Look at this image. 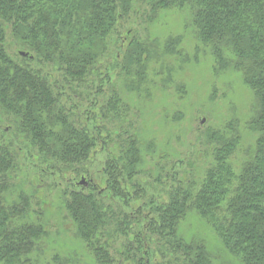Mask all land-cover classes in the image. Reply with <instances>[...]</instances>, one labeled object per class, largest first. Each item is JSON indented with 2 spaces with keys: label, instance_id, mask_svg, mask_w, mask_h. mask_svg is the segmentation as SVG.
Segmentation results:
<instances>
[{
  "label": "trees",
  "instance_id": "trees-1",
  "mask_svg": "<svg viewBox=\"0 0 264 264\" xmlns=\"http://www.w3.org/2000/svg\"><path fill=\"white\" fill-rule=\"evenodd\" d=\"M171 10L187 12L184 29L196 51L202 48L210 57L213 72L241 75L252 93L250 115L211 132V163L199 179L183 177L166 199H147L138 181L143 150L135 131L122 128L126 105L112 92L101 110L104 118L123 119L119 154L107 156L104 188H95L87 172L76 169L97 147L105 150L112 137L92 126L91 117L75 120L70 96L84 98L80 91L94 87L96 74L98 84L106 79L98 71L100 61L122 22L137 13L152 22ZM181 38H168L160 53L152 41L129 40L120 67L128 89H135L156 56L180 54ZM0 116L11 124L0 135V264H42L31 255L48 228L42 204L17 189L22 151H34L51 175L71 169L80 174V188L65 195L64 208L98 264L116 262L111 250L117 233L126 239L116 252L121 264H215L204 241L183 236L189 215L238 264H264V0H0ZM243 129L255 140L236 166L232 159L241 151Z\"/></svg>",
  "mask_w": 264,
  "mask_h": 264
},
{
  "label": "rangeland",
  "instance_id": "rangeland-1",
  "mask_svg": "<svg viewBox=\"0 0 264 264\" xmlns=\"http://www.w3.org/2000/svg\"><path fill=\"white\" fill-rule=\"evenodd\" d=\"M187 18L184 10L161 12L152 22L146 21L138 13L132 14L120 24L117 36L111 39L109 53L100 61L98 71L105 74L106 79H100L98 84L100 77L96 74L92 78L94 87L80 91L84 98L70 96L68 105L75 111V120L91 117L92 126H101L112 137V142L105 150L97 147L90 161L76 169L79 173L85 170L88 175L86 178L92 180L95 188H104L103 165L107 156L111 154L118 157L117 135L123 119L122 128L135 131L143 150L144 164L138 181L145 186L146 198L162 201L176 182L183 180V177L199 179L211 163L207 152L211 147L209 135L213 130H221L234 118L244 122L250 115L252 93L243 84L241 75L231 71L219 74L213 72L210 57L202 48L196 51L190 32L184 29ZM180 36L182 40L177 48L180 54L156 56L148 63L135 89H128L120 69L128 41H152L160 53L168 38ZM9 53L16 56V50L9 49ZM112 92L126 105L127 114L123 119H113L111 115L103 117L101 108H104L101 104ZM87 94L90 95L89 100ZM90 99L95 103L90 104ZM0 120L1 135L2 130L11 124L4 121L3 116ZM240 135L242 148L232 159L236 166L242 159V150L252 146L255 140L254 135L244 129ZM7 137L10 139L9 135ZM22 152L19 159L21 170L16 173L15 180L17 189L28 195L33 193V199L42 204L48 228L47 236L39 243L38 250L33 252L31 258L42 264H55L54 257H58L57 264H98L77 236L74 223L64 208L65 195L80 188L77 184L80 174L71 169L51 175L50 170L46 172V167H41L40 162L35 161L34 151H31V155ZM158 173H162L161 178ZM15 197L14 194L12 199ZM118 206L119 203L115 202L113 209ZM181 232L186 239L204 241L215 264H238L197 216L189 215ZM124 240L125 237L118 233L112 239L114 244L111 254L116 260L113 264H121V256L116 252Z\"/></svg>",
  "mask_w": 264,
  "mask_h": 264
},
{
  "label": "water",
  "instance_id": "water-1",
  "mask_svg": "<svg viewBox=\"0 0 264 264\" xmlns=\"http://www.w3.org/2000/svg\"><path fill=\"white\" fill-rule=\"evenodd\" d=\"M19 54H20V56H26V54L23 53V52H20ZM80 184L85 185V182L82 180V181L80 182Z\"/></svg>",
  "mask_w": 264,
  "mask_h": 264
}]
</instances>
